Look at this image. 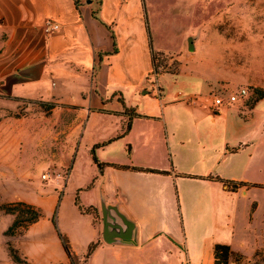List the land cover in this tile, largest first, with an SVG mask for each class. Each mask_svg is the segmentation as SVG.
<instances>
[{
  "label": "crops",
  "instance_id": "crops-1",
  "mask_svg": "<svg viewBox=\"0 0 264 264\" xmlns=\"http://www.w3.org/2000/svg\"><path fill=\"white\" fill-rule=\"evenodd\" d=\"M154 1L160 0H0V35L5 36L0 128L19 127L24 119L9 115L27 111L30 127L12 142H37L61 152L57 160L41 161L51 179L42 181L45 197L36 195L30 204L42 218L17 242L29 264H70L58 231L79 257L100 242L87 264H215L218 244L242 258L235 263L243 262L233 242L239 200L257 187L232 192L208 178L242 182L224 179L223 161L225 155L253 150V139L264 135V99L249 109L248 120L239 106L217 111L213 93L223 79L211 74L202 79L203 91L166 95L185 65L178 58L179 73L155 72L159 54L181 53L182 47H164L158 40ZM51 25L59 28L48 29ZM188 43V51L195 52L196 40ZM205 97L209 105L197 106ZM232 137L237 147L229 149ZM191 138L200 146L195 170L172 172L157 164L168 152L176 159ZM94 149L98 161L108 165L103 170L94 162ZM21 176L20 187L37 194L31 176ZM245 206L249 226L259 215L264 218V203L252 200ZM218 231H229V238H216ZM255 251L264 252V246L256 244Z\"/></svg>",
  "mask_w": 264,
  "mask_h": 264
},
{
  "label": "rangeland",
  "instance_id": "rangeland-1",
  "mask_svg": "<svg viewBox=\"0 0 264 264\" xmlns=\"http://www.w3.org/2000/svg\"><path fill=\"white\" fill-rule=\"evenodd\" d=\"M152 4L154 6L152 21L158 29V40L164 47H177L179 43L182 47L181 53L175 51L170 54H159L158 68L161 67V70L158 72L177 74L181 63L184 62L185 65L179 79L172 81L170 90L165 91V94L174 96L180 91L190 92L193 89L203 91L205 88L202 79L206 76L211 74L216 78L222 77L223 81L215 88L213 97L219 92L236 93L242 88H247L251 95L245 103L246 107H242L241 103L231 107L239 106L240 116L248 120L249 109L257 103L259 96L255 90L264 91V0L188 2L160 0ZM4 38V35H0V41ZM189 38L195 39L198 45L193 53L188 51ZM178 58H183V62H180ZM248 81L258 83L259 86H250L246 83ZM209 100L211 99L205 97L197 103V106L207 107ZM231 107H225L223 111ZM261 107L264 108V103ZM226 113L230 119L235 118L233 112ZM30 116L27 111L10 114L9 117L12 118H23L22 125L15 129L13 126L0 128V137H2L0 140V264H19L18 260L24 261L25 258L17 248V242L24 234L31 216L23 211L27 208L12 205L20 203L38 209L30 204V201L36 195L45 197L42 193L44 187L42 181L45 183L46 180L51 179L50 171L45 170V165L41 161L51 162L61 158V152L56 148L52 149L50 145H41L36 142L19 146L12 142L13 139H21L23 132L29 129ZM245 139L251 141V138L245 137ZM253 140L256 142L253 150L246 149L237 155H225L227 158L223 161L222 172L227 176L224 179L259 185H249V187L257 188H251L246 194H242L239 200L241 210L237 221L238 234L233 242L243 252L244 259L240 264H264V252H258L255 255V245L260 243L264 246V237H260L261 231L264 230L263 214L249 226V214H245L244 210L248 208L245 206L248 201L256 200L264 203V135L255 137ZM205 146L207 149L212 148L210 142ZM235 147H237V141L232 137L228 148ZM198 148L200 146L197 141L191 138L180 149L176 159L172 152H168L165 161L158 160L157 164L169 166L167 170L172 172H181V170L192 172L197 166ZM20 149H24L22 153ZM21 172H27L31 176V180L38 187L37 194L31 193L34 191L26 193L27 189L20 187L25 180ZM42 174L43 180H41ZM170 193L169 196H171ZM58 203L59 201L56 206ZM16 220L17 227L10 231ZM217 234L222 236H216L220 240L229 238V231H218ZM240 259L242 258L239 255H235L228 264H237L235 262ZM77 262L85 264L84 257H80Z\"/></svg>",
  "mask_w": 264,
  "mask_h": 264
},
{
  "label": "trees",
  "instance_id": "trees-1",
  "mask_svg": "<svg viewBox=\"0 0 264 264\" xmlns=\"http://www.w3.org/2000/svg\"><path fill=\"white\" fill-rule=\"evenodd\" d=\"M154 55H156V54H154ZM155 72L156 73L158 72L157 67H155ZM255 93L259 94L257 102L262 100V99H264V91L261 92L259 89H256ZM130 128H131V122H129V124H128V130ZM93 158H94V162L98 165V167L101 170H103L105 166H108L107 164H103V163H100L98 161V159H97V157L95 155V149L93 150ZM113 166H115V165H113ZM116 167L120 168V169H126V167H118V166H116ZM135 171H137V172H146V173H162V172H159V171H156V170H150V169H147V170H145V169H135ZM164 174H166V173H164ZM188 177L189 178H197V177L191 176V175H189ZM208 179L209 180H215V181H221L224 184V186L226 187V189H228L229 191H232V192H236L239 189L244 188V187H249V185H250V184L245 183V182L225 181V180L214 178V177H210ZM12 206H22V207L27 208L26 210H23V211H25V213L30 215L31 219L29 220V223H28V226L26 227V229L30 225L38 222L42 218L41 211L36 209V208H34V207H32V206L24 205V204H20V203H18L16 205H12ZM91 211H93L96 214V210L91 209L90 212ZM52 221H53L54 226L58 230L56 218L54 217ZM17 225H18V221L16 220L15 223L10 228V231H13V229L15 227H17ZM58 234H59V239L61 241V244H62V246L64 248V251H65V253H66V255H67V257H68V259L70 261V264H78L77 261L79 260L80 257L77 256L73 252L69 240L60 231H58ZM99 246H100V242H95L89 247L87 254L84 256L85 264H87L88 260L90 259L92 254L96 251V249ZM214 255H215V264H228L230 262V259L234 256L232 251H231V249H230V247L227 246V245H222V244H218V245L215 246ZM18 262H19V264H29L25 259H24V261H19L18 260Z\"/></svg>",
  "mask_w": 264,
  "mask_h": 264
},
{
  "label": "built area",
  "instance_id": "built-area-1",
  "mask_svg": "<svg viewBox=\"0 0 264 264\" xmlns=\"http://www.w3.org/2000/svg\"><path fill=\"white\" fill-rule=\"evenodd\" d=\"M58 25H51L48 29H58ZM158 71L161 70V67L157 69ZM250 92L247 88H242L238 90L236 93H226V92H219L216 95L214 100V106L217 111H219L222 107H230L235 104H243L246 107L245 103L247 102L248 98L250 97Z\"/></svg>",
  "mask_w": 264,
  "mask_h": 264
},
{
  "label": "water",
  "instance_id": "water-1",
  "mask_svg": "<svg viewBox=\"0 0 264 264\" xmlns=\"http://www.w3.org/2000/svg\"><path fill=\"white\" fill-rule=\"evenodd\" d=\"M190 49L193 50V43H192V40H190Z\"/></svg>",
  "mask_w": 264,
  "mask_h": 264
}]
</instances>
